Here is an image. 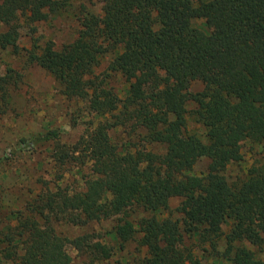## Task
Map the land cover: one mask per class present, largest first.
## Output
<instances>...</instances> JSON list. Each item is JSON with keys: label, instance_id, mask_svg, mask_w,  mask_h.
Masks as SVG:
<instances>
[{"label": "trees", "instance_id": "1", "mask_svg": "<svg viewBox=\"0 0 264 264\" xmlns=\"http://www.w3.org/2000/svg\"><path fill=\"white\" fill-rule=\"evenodd\" d=\"M67 1L0 0V51L16 49L21 27L33 33L32 23ZM78 25L72 41L34 43L26 56L94 120L73 144L55 129L32 140L51 144L56 172L0 229L2 264H71L68 244L81 264H205L184 233L212 248L224 241L231 264H264L245 245L264 252V150L241 177L224 174L243 160V141L264 145V0H100L97 12L81 5ZM13 85L0 74V114ZM189 112L204 134L189 129ZM116 128L139 146L118 147L109 136ZM204 157L206 172L193 173ZM66 172L83 188L61 185ZM171 197L181 198L182 223L162 216ZM104 219L113 220L111 244L93 233L67 238L53 226Z\"/></svg>", "mask_w": 264, "mask_h": 264}, {"label": "rangeland", "instance_id": "2", "mask_svg": "<svg viewBox=\"0 0 264 264\" xmlns=\"http://www.w3.org/2000/svg\"><path fill=\"white\" fill-rule=\"evenodd\" d=\"M81 5L97 12L100 0H68L46 20L32 23L31 27L35 29L33 33H30L29 27H21L16 49L9 47L0 51V74L11 76L15 82L10 88V109L0 114V229L7 223L16 221L18 211H21L25 202L40 189L39 179H49L56 172L49 156L52 150L51 144L34 143L32 141L34 137L43 134L46 130L55 129L60 142L73 144L94 120L93 111L85 106L84 101L65 99L52 76L29 62L26 56V49L32 48L34 43L43 46L50 40L55 48H60L63 44L72 41L79 28L78 15ZM196 24L200 25L201 22L197 21ZM3 29V25H0V32ZM107 60L108 58H105L102 61L96 72L99 73L104 69ZM115 85L120 86V81ZM200 88L201 85L197 82L191 89ZM193 107L192 103L187 105L188 110ZM186 117L190 130L199 135L204 134V127L194 120L190 112ZM109 136L113 143L123 150L139 146L140 143L137 136L121 128L111 129ZM146 147L159 153L163 150L161 146L146 145ZM263 150V144L243 141V160L227 166L224 170L226 178L234 181L241 177L244 169L258 159ZM207 164V158H200L194 165L193 173L204 174ZM67 184H70L72 190L83 188L79 177L68 172L64 174L61 182V185ZM180 201V197H171L168 201V209L162 212V216L182 223V215L176 210ZM112 225L113 220L104 219L86 225L55 223L53 226L58 233L67 238L93 233L96 239L111 244L107 232ZM227 226L228 224H223L222 230L227 231ZM183 243L190 246L205 264H231L224 253V241H220L215 248H212L184 233ZM245 245L255 251L256 256L264 258V252L248 243ZM65 249L71 257V264H81L85 260L84 256L69 244ZM118 256L116 254L112 261L120 260L121 257ZM1 261L0 259V264Z\"/></svg>", "mask_w": 264, "mask_h": 264}]
</instances>
